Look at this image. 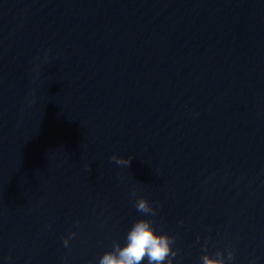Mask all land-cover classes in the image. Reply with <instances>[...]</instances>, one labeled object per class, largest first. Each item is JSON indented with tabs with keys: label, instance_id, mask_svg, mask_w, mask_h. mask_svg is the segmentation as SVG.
<instances>
[{
	"label": "water",
	"instance_id": "1",
	"mask_svg": "<svg viewBox=\"0 0 264 264\" xmlns=\"http://www.w3.org/2000/svg\"><path fill=\"white\" fill-rule=\"evenodd\" d=\"M113 154L133 159L118 166ZM134 186L157 208V232L176 238L173 264H201L205 242L210 255L231 248L232 264H264L263 134L0 99V264H98L147 218Z\"/></svg>",
	"mask_w": 264,
	"mask_h": 264
},
{
	"label": "clouds",
	"instance_id": "2",
	"mask_svg": "<svg viewBox=\"0 0 264 264\" xmlns=\"http://www.w3.org/2000/svg\"><path fill=\"white\" fill-rule=\"evenodd\" d=\"M109 159L118 166L128 167L133 157L124 158L113 154ZM130 196L135 199L136 211L147 218L134 221L125 236V243L121 245L118 240H114L111 250L100 256L98 264H173L174 258L178 255V249L173 248L176 238L167 233L157 232L154 220L151 219L157 215V208L145 196H138L135 186L130 191ZM75 235V232H72L63 238L64 247L69 246ZM201 250L204 253L200 258L201 264H232L235 259L231 248L217 250L214 255H210L205 242ZM251 264H255V261L253 260Z\"/></svg>",
	"mask_w": 264,
	"mask_h": 264
}]
</instances>
